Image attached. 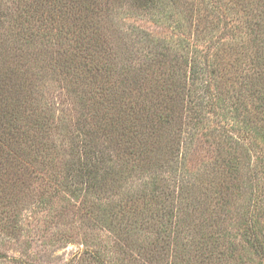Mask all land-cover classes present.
I'll list each match as a JSON object with an SVG mask.
<instances>
[{
	"label": "trees",
	"instance_id": "1",
	"mask_svg": "<svg viewBox=\"0 0 264 264\" xmlns=\"http://www.w3.org/2000/svg\"><path fill=\"white\" fill-rule=\"evenodd\" d=\"M21 1L17 34L23 43L27 39L33 42L35 55L37 45L47 42L60 60L63 77L86 82L83 86L89 90V96L83 98L71 84L84 108L73 117L74 129L65 133L75 178L73 195H82L85 202L92 195H103L111 187L106 179L126 170L138 176L141 169L153 178L150 193L147 184H140L111 212L118 214L113 228L117 225L122 234L120 251L126 253L124 248H130L133 234L146 232L154 236L151 251L178 247L181 264H264V235L257 219L252 223L242 220L246 216L244 190L262 192L264 168L257 165L258 157L244 139L204 134L209 140L203 144L213 159L209 183L205 177L198 181L178 175L174 168L183 156L188 127L206 126L203 109L205 98L211 96L210 78L216 97L230 101L231 126L240 128L248 138L256 136L264 150V0H225L226 8L239 15L243 33L219 43L215 56L213 52L200 59L193 43L209 39L206 33L211 29L200 30L198 25L210 18L212 25L213 2L184 0L190 13L178 26L183 49L175 50L139 31L137 42L150 49L134 67L118 65L103 29L117 11L131 8L154 14L166 4L174 6L177 0ZM3 17L0 12V29H5ZM186 29L194 31L192 42L182 35ZM191 36L188 32L189 39ZM19 48L8 81L0 83V197L4 198H10L3 194L4 189L21 185L41 144L51 141L55 127L49 116L39 118L35 103L39 99L34 87H27L24 72L27 53ZM125 156L128 159L122 162L130 163L133 170L121 169L119 161ZM34 171L33 166L30 175ZM233 219L245 223L237 234L230 229ZM151 251L149 259L143 257L147 253L136 252L135 261L159 264Z\"/></svg>",
	"mask_w": 264,
	"mask_h": 264
},
{
	"label": "rangeland",
	"instance_id": "2",
	"mask_svg": "<svg viewBox=\"0 0 264 264\" xmlns=\"http://www.w3.org/2000/svg\"><path fill=\"white\" fill-rule=\"evenodd\" d=\"M21 2V0H0V12L7 20L5 29H0V83L8 81L9 74L18 61L16 50L20 52L19 47H21V50L27 53V58L24 60L27 87H34L32 89L39 99L35 101L39 108V118L49 116L54 119L56 128L54 127L51 132V141L41 144L33 164L28 166V174L23 175L21 185L15 189H4L3 194L10 198L0 197V264H100L101 262L138 264V261H135L136 252L147 253L143 257L149 259V252L155 242L154 236L146 232L133 234L130 248L125 247L126 253H122L119 249L122 246V234L117 231V225L113 228L118 214L111 212L116 209L118 203H125L126 199L140 188V184H147L150 193L153 188V178L149 173L139 171L141 169L137 170L138 176L126 170L113 178L110 176L107 178L106 175V181L111 187H108L110 191L103 195H92L86 199V202L82 195H73L75 178L69 165L68 139L65 133H70L69 131L74 129L73 117L75 118L81 109L84 110L80 105L81 97L87 98L89 90L83 86L86 82L80 84L63 77L60 60L54 49L46 45L47 42L42 41L44 45H37L35 55L31 52L34 47L33 42L27 39L23 43L17 34L18 19L23 8ZM212 2L214 6L213 15H210L213 19L212 25L209 24L210 18L201 20L203 22L199 23L198 27L200 30L209 28L210 33L216 26L218 29L214 30L212 35L206 33L209 39L202 38L193 43L195 56L199 59L210 57L213 52L215 56L219 43L234 36L238 37L245 27L239 22L237 12L226 8L225 0H212ZM189 8L190 5L187 6L186 1L177 0L174 6L166 4L164 10L154 14L131 8L129 12L117 11L103 31L111 45L110 48L115 49L113 56L118 65L134 67L142 60L141 57L149 52L150 48L137 42L139 31L170 44L175 50H182L178 26L185 15L190 13ZM196 10L197 7L193 12L194 17ZM183 32L186 41L194 40L193 29H186ZM188 32L191 33L192 39H189ZM247 38L244 36L243 40ZM182 46H185L184 43ZM209 81L211 96L205 98L206 104L203 109L206 126H202V129L188 127V134H184L181 147L183 156L174 165L177 174H185L198 181L205 177L206 182H210L211 176L208 172L212 167L213 159L210 158L212 152L207 151V146L203 143L209 140L204 134L212 133L216 136L226 134L244 139L243 142L258 157V160L255 159L257 165L264 168L263 146L255 139L256 136L248 135V138L242 131L239 132L240 128L231 126L230 101L225 96L218 99L212 79L210 78ZM71 84L78 95L82 94L81 97L73 94L75 92ZM96 101L93 99L94 103ZM31 157L32 155L28 159ZM127 159L125 156L119 161L122 170L133 168L130 163L122 162ZM30 162L32 163V160ZM33 166L36 172L30 175L29 170H32ZM259 190L262 192L257 194L253 193L254 189L252 194L248 193V189L244 190L246 216L242 220L245 223H252L257 219L256 225L264 235V187ZM233 220L230 229L237 234L238 228L245 223L240 224ZM131 241L136 242L131 243ZM153 253L159 259V264H181L183 258L178 247L174 250L170 247L166 251L157 247ZM94 255L99 261L93 257ZM186 264L196 263L190 261Z\"/></svg>",
	"mask_w": 264,
	"mask_h": 264
}]
</instances>
